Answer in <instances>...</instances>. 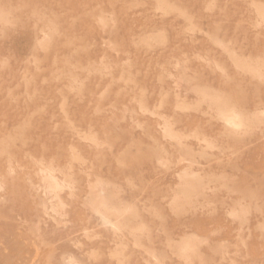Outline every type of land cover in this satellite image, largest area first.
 Instances as JSON below:
<instances>
[{"label": "rangeland", "instance_id": "obj_1", "mask_svg": "<svg viewBox=\"0 0 264 264\" xmlns=\"http://www.w3.org/2000/svg\"><path fill=\"white\" fill-rule=\"evenodd\" d=\"M73 259L264 264V0H0V264Z\"/></svg>", "mask_w": 264, "mask_h": 264}, {"label": "bare ground", "instance_id": "obj_2", "mask_svg": "<svg viewBox=\"0 0 264 264\" xmlns=\"http://www.w3.org/2000/svg\"><path fill=\"white\" fill-rule=\"evenodd\" d=\"M55 3V2H54ZM105 4V3H104ZM4 5V4H3ZM43 6V5H42ZM40 6V7H42ZM39 7V8H40ZM111 7V6H110ZM58 8V7H57ZM93 9V8H92ZM59 10V9H58ZM60 11V10H59ZM67 11V10H66ZM51 12V11H50ZM62 12V11H61ZM60 13V12H59ZM69 16V15H68ZM70 19V18H69ZM96 24V23H95ZM98 25V24H96ZM20 29V28H19ZM35 30V29H34ZM27 31V30H26ZM79 35V34H77ZM91 36V34H90ZM17 37V36H16ZM20 37V36H19ZM14 39V38H13ZM12 40V39H11ZM28 40V39H27ZM32 41V40H31ZM31 41H29L31 43ZM33 41H35L33 39ZM29 43V44H30ZM35 43V42H34ZM33 44V43H32ZM15 45V44H14ZM34 45V44H33ZM16 46V45H15ZM14 46V47H15ZM31 46V45H30ZM13 47V46H12ZM8 50V49H7ZM26 50V49H24ZM21 51V50H20ZM32 53H34L32 51ZM10 54V53H8ZM27 59V58H25ZM25 67V66H24ZM35 67V66H34ZM43 67V66H42ZM9 71V70H8ZM203 91V98L204 100H209L210 103L213 102V96L209 92ZM221 115L222 119L230 126L233 128L239 129L241 127L246 126V118L243 116V114L240 111L234 110V109H228L224 108L221 110ZM165 136L171 137L174 139H177V135L173 132L171 126L169 124L165 125ZM177 141H180L177 139ZM44 180L45 185V190L48 194L51 195L54 200L56 199L58 203H56L53 206V210L55 212H60L61 207L63 204L61 203V200L59 198L60 191L63 190L64 188H70L71 183L69 181H60L59 178L57 177L55 173V169L53 167L44 169ZM42 178V176H41ZM180 178L182 182L188 184L193 181H197L200 178V175L194 174L193 171L191 170H183L182 173L180 174ZM105 184L103 182H99L95 185L94 189L95 192L93 193L91 197V203H90V208L97 214L99 215V218L102 219L103 223L106 225H110V227H113L115 230L119 231L121 230L122 227V221L118 220V218H113V217H118L122 216V214L125 212L124 210L127 208H124L125 206L119 205L117 202H115V198H113V193L110 192L107 188L104 187ZM44 190V191H45ZM70 192V190H69ZM44 193V192H43ZM63 201V200H62ZM65 203V202H63ZM48 211V210H47ZM66 213V212H65ZM65 215V214H64ZM101 221V222H102ZM109 227V228H110ZM136 229H133L132 231H136ZM111 234V231H109ZM122 234V233H121ZM129 234V233H128ZM127 234V235H128ZM123 237V236H122ZM193 252V247L189 243H184L180 247V253L183 257H190ZM151 256V255H150ZM152 257V256H151ZM235 257V256H234ZM154 258V257H153ZM78 259V258H77ZM66 260V259H65ZM73 264H77V262L73 259L71 260ZM69 263V262H68ZM71 264V263H70Z\"/></svg>", "mask_w": 264, "mask_h": 264}]
</instances>
